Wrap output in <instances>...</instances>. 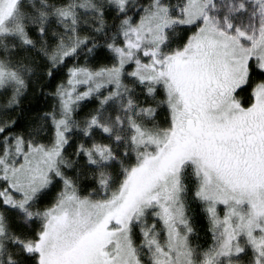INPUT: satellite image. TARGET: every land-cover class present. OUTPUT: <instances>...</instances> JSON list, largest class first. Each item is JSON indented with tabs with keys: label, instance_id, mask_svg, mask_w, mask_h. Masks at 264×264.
<instances>
[{
	"label": "snow or ice",
	"instance_id": "6c2138e0",
	"mask_svg": "<svg viewBox=\"0 0 264 264\" xmlns=\"http://www.w3.org/2000/svg\"><path fill=\"white\" fill-rule=\"evenodd\" d=\"M0 264H264V0H0Z\"/></svg>",
	"mask_w": 264,
	"mask_h": 264
}]
</instances>
